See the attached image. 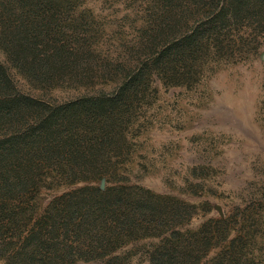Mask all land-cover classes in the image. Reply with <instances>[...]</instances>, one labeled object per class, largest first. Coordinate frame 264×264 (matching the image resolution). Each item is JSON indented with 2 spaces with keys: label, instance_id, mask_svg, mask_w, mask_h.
<instances>
[{
  "label": "rangeland",
  "instance_id": "rangeland-1",
  "mask_svg": "<svg viewBox=\"0 0 264 264\" xmlns=\"http://www.w3.org/2000/svg\"><path fill=\"white\" fill-rule=\"evenodd\" d=\"M0 3L7 14L2 20L14 21L0 22V63L20 92L57 103L111 92L142 68L148 73L131 111L126 145L113 150L120 155L112 165L116 173L43 185L32 201L35 218L53 198L82 186L126 185L147 201L152 216L143 221L145 235L132 234L107 255L75 264H113L115 255L128 264H149L172 231L200 235L194 239L201 240L197 258L183 259L192 264H264V1L248 5L251 15L236 25L217 23L212 39L205 36L202 50L190 54L197 58L177 50L166 63L157 60L161 52L170 46L174 51L186 32L209 22L208 0ZM256 9L262 16L254 15ZM16 30L32 37V50L11 47ZM55 54L73 64L61 63L58 79L35 81L23 66V59L33 61L31 55ZM220 218L222 225L216 224Z\"/></svg>",
  "mask_w": 264,
  "mask_h": 264
},
{
  "label": "trees",
  "instance_id": "trees-1",
  "mask_svg": "<svg viewBox=\"0 0 264 264\" xmlns=\"http://www.w3.org/2000/svg\"><path fill=\"white\" fill-rule=\"evenodd\" d=\"M262 1L208 0L209 22L186 32L174 51L170 46L159 54L158 62L166 63L177 50L191 60L197 58L190 54L202 50L205 36L212 39L213 30L220 28L217 23L221 27L236 25L251 15L248 5L257 7ZM262 11L256 9L254 15L262 16ZM5 13L0 8V22L14 24L2 20ZM16 31L9 38L11 47L32 50V37L22 38ZM18 39L25 43L18 44ZM31 56L33 61L29 64L26 56L23 66L29 67L30 76L39 82L58 79L61 63L64 68L73 66L61 62L63 58L56 54ZM76 75H69L70 79ZM147 77V70L142 68L134 76L125 77L111 92L49 103L18 91L0 63V264H75L80 259L107 255L132 234L145 235L149 227L142 225L146 215L152 216L151 207L126 185L94 190L82 186L65 192L53 198L36 218L32 201L43 185L108 179L116 173L112 165L120 155L113 156V150L126 145L131 111L148 83ZM152 212L153 216L158 214ZM224 222L220 218L216 224ZM196 236L200 235L169 232L152 252L149 264H192L183 259L187 254L197 258L195 251L201 240H194ZM113 264L128 262L115 255Z\"/></svg>",
  "mask_w": 264,
  "mask_h": 264
}]
</instances>
